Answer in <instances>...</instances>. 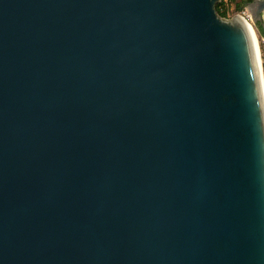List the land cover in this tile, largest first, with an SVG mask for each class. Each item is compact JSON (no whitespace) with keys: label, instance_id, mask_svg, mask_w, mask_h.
<instances>
[{"label":"water","instance_id":"obj_1","mask_svg":"<svg viewBox=\"0 0 264 264\" xmlns=\"http://www.w3.org/2000/svg\"><path fill=\"white\" fill-rule=\"evenodd\" d=\"M218 1L0 0V264H264V81Z\"/></svg>","mask_w":264,"mask_h":264},{"label":"rangeland","instance_id":"obj_2","mask_svg":"<svg viewBox=\"0 0 264 264\" xmlns=\"http://www.w3.org/2000/svg\"><path fill=\"white\" fill-rule=\"evenodd\" d=\"M224 2L227 5L226 18H231L233 15L240 14V13L246 14V15L249 14L246 7L242 8V10L236 9V2H239V0H235L231 3L228 2L227 0H224ZM250 23H251V21H250ZM255 32H256V35L258 37V43H259V48H260V59H261V64H262V73H263V77H264V38H262L257 31H255Z\"/></svg>","mask_w":264,"mask_h":264},{"label":"trees","instance_id":"obj_3","mask_svg":"<svg viewBox=\"0 0 264 264\" xmlns=\"http://www.w3.org/2000/svg\"><path fill=\"white\" fill-rule=\"evenodd\" d=\"M227 1L231 3V2H233L235 0H227ZM251 1H253V0H239V2H236V9L237 10H242V8L246 7ZM216 13L220 17L226 18L227 5L225 4L224 0H219L217 2V4H216Z\"/></svg>","mask_w":264,"mask_h":264},{"label":"bare ground","instance_id":"obj_4","mask_svg":"<svg viewBox=\"0 0 264 264\" xmlns=\"http://www.w3.org/2000/svg\"><path fill=\"white\" fill-rule=\"evenodd\" d=\"M246 24H247V27L250 31L251 36H252V42L254 45L255 56H256V59H257L258 64H259L260 71L262 73V64H261V59H260V48H259V43H258V37H257L256 32H255L256 30L252 26L251 23L246 22ZM262 77H263V73H262ZM262 79L264 81V77Z\"/></svg>","mask_w":264,"mask_h":264},{"label":"built area","instance_id":"obj_5","mask_svg":"<svg viewBox=\"0 0 264 264\" xmlns=\"http://www.w3.org/2000/svg\"><path fill=\"white\" fill-rule=\"evenodd\" d=\"M239 15L244 19L245 22L250 23L251 20H250V16H249V14L246 15V14H242V13H240ZM249 20H250V21H249Z\"/></svg>","mask_w":264,"mask_h":264},{"label":"flooded vegetation","instance_id":"obj_6","mask_svg":"<svg viewBox=\"0 0 264 264\" xmlns=\"http://www.w3.org/2000/svg\"><path fill=\"white\" fill-rule=\"evenodd\" d=\"M261 35V34H260Z\"/></svg>","mask_w":264,"mask_h":264}]
</instances>
